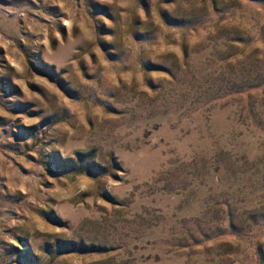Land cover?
<instances>
[{
    "label": "rangeland",
    "instance_id": "374dc122",
    "mask_svg": "<svg viewBox=\"0 0 264 264\" xmlns=\"http://www.w3.org/2000/svg\"><path fill=\"white\" fill-rule=\"evenodd\" d=\"M0 264H264V0H0Z\"/></svg>",
    "mask_w": 264,
    "mask_h": 264
}]
</instances>
